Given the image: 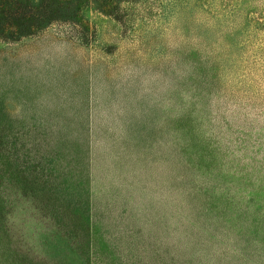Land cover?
I'll use <instances>...</instances> for the list:
<instances>
[{
    "label": "rangeland",
    "instance_id": "obj_1",
    "mask_svg": "<svg viewBox=\"0 0 264 264\" xmlns=\"http://www.w3.org/2000/svg\"><path fill=\"white\" fill-rule=\"evenodd\" d=\"M110 8L0 32V264H264V0Z\"/></svg>",
    "mask_w": 264,
    "mask_h": 264
},
{
    "label": "trees",
    "instance_id": "obj_2",
    "mask_svg": "<svg viewBox=\"0 0 264 264\" xmlns=\"http://www.w3.org/2000/svg\"><path fill=\"white\" fill-rule=\"evenodd\" d=\"M116 15L111 0H93ZM88 0H0V32L11 41L37 35L54 22L76 23Z\"/></svg>",
    "mask_w": 264,
    "mask_h": 264
}]
</instances>
